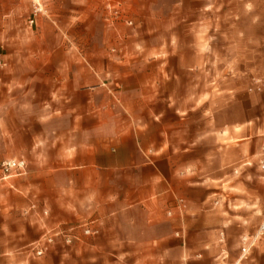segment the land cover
Returning <instances> with one entry per match:
<instances>
[{
  "label": "rangeland",
  "instance_id": "obj_1",
  "mask_svg": "<svg viewBox=\"0 0 264 264\" xmlns=\"http://www.w3.org/2000/svg\"><path fill=\"white\" fill-rule=\"evenodd\" d=\"M149 113L170 129L158 156L173 165L161 171L188 182L174 188L183 222L173 245L181 231L189 255H205H186V264H215L222 249L238 259L241 237L264 220V0H0V264L146 263L155 250L78 253L100 236L101 217L51 220L24 178L37 146L61 144L98 116L143 125L136 116ZM171 114L186 125L166 121ZM11 159L25 161L22 174L5 170ZM71 226L72 244L45 243ZM181 262L172 250L168 263ZM240 264H264V234Z\"/></svg>",
  "mask_w": 264,
  "mask_h": 264
},
{
  "label": "crops",
  "instance_id": "obj_2",
  "mask_svg": "<svg viewBox=\"0 0 264 264\" xmlns=\"http://www.w3.org/2000/svg\"><path fill=\"white\" fill-rule=\"evenodd\" d=\"M137 101L143 104L142 98ZM153 101L150 98L151 104ZM86 103L94 104L95 100L90 98ZM118 116L89 119L91 128L70 129L63 143L37 146L40 156L36 162H29L24 178L30 202L35 198L43 201V214L49 211L53 221H75L96 213L101 217L104 227L100 236L78 245L77 252L82 255L94 249H149L155 251L146 257L145 264H169V254L176 250L181 261L193 249L187 246L191 242L184 234L174 246L170 233L175 222H183L174 188L188 182L162 172L164 164L172 167L173 162L169 155L158 156L168 147L170 129L158 123L157 113L135 115V120L138 117L146 122L143 125L128 123L123 114ZM167 117L168 122L186 125V118H174V114ZM95 120L100 123L94 125ZM168 210L173 211V218L167 216ZM186 221L189 223L188 216ZM124 255L118 251L119 260ZM189 256L197 259L205 255Z\"/></svg>",
  "mask_w": 264,
  "mask_h": 264
},
{
  "label": "built area",
  "instance_id": "obj_3",
  "mask_svg": "<svg viewBox=\"0 0 264 264\" xmlns=\"http://www.w3.org/2000/svg\"><path fill=\"white\" fill-rule=\"evenodd\" d=\"M5 167V170H10V169H19L20 174H22V171H24L25 169V161L24 160H15V159H11V160H7L5 162H3L2 164ZM264 166V165H263ZM183 201L180 200V203H182ZM181 206H184L183 204H181ZM169 215L172 214L171 211L168 212ZM83 227L82 228V233L84 235H91L94 233L93 229L89 226H80ZM77 228L78 226H71L68 229H57L55 230L53 235L50 236H45V243L46 244H51L54 243L56 238L59 237L61 238L62 242L66 245L72 244L75 240L79 239V234L77 232ZM264 234V220L263 222L260 224L258 230L255 232V234L253 235H244L241 237V241H240V251L241 254L239 256L238 259L236 260H231L229 259V254L226 250H223L222 253L220 254L218 260L216 261L215 264H240L241 260L243 258H246L247 255L250 253L251 248L259 241V239H261L262 235ZM176 237L179 238H183V234L181 233V231H177L176 232ZM221 237V241L223 239V233L220 234ZM36 254L37 255H43L44 252L47 250L46 246H43V244L39 243L36 246ZM181 264H186V258L184 257L182 259Z\"/></svg>",
  "mask_w": 264,
  "mask_h": 264
}]
</instances>
